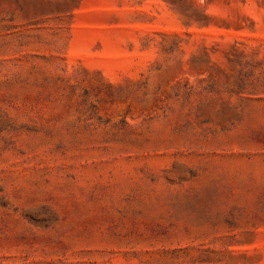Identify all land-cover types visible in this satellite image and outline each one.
Wrapping results in <instances>:
<instances>
[{"label":"rangeland","instance_id":"1","mask_svg":"<svg viewBox=\"0 0 264 264\" xmlns=\"http://www.w3.org/2000/svg\"><path fill=\"white\" fill-rule=\"evenodd\" d=\"M0 264H264V0H0Z\"/></svg>","mask_w":264,"mask_h":264}]
</instances>
